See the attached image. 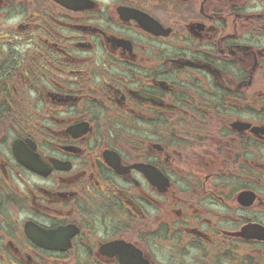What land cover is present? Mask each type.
Instances as JSON below:
<instances>
[{
	"label": "flooded vegetation",
	"instance_id": "1",
	"mask_svg": "<svg viewBox=\"0 0 264 264\" xmlns=\"http://www.w3.org/2000/svg\"><path fill=\"white\" fill-rule=\"evenodd\" d=\"M0 264H264V0H0Z\"/></svg>",
	"mask_w": 264,
	"mask_h": 264
}]
</instances>
